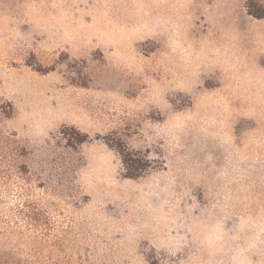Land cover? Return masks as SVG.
<instances>
[{
    "label": "rangeland",
    "instance_id": "374dc122",
    "mask_svg": "<svg viewBox=\"0 0 264 264\" xmlns=\"http://www.w3.org/2000/svg\"><path fill=\"white\" fill-rule=\"evenodd\" d=\"M0 264H264V0H0Z\"/></svg>",
    "mask_w": 264,
    "mask_h": 264
},
{
    "label": "trees",
    "instance_id": "16d2710c",
    "mask_svg": "<svg viewBox=\"0 0 264 264\" xmlns=\"http://www.w3.org/2000/svg\"><path fill=\"white\" fill-rule=\"evenodd\" d=\"M128 176L132 177V176H134V175H128Z\"/></svg>",
    "mask_w": 264,
    "mask_h": 264
}]
</instances>
